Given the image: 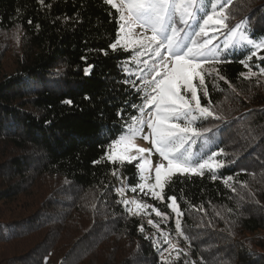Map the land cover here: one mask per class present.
Here are the masks:
<instances>
[{"label":"trees","instance_id":"obj_1","mask_svg":"<svg viewBox=\"0 0 264 264\" xmlns=\"http://www.w3.org/2000/svg\"><path fill=\"white\" fill-rule=\"evenodd\" d=\"M248 1L232 0L226 22L231 28L245 21L239 31L259 42L264 0ZM119 16L106 0H0V31L21 34L11 71L0 56V264H181L163 257L121 202L118 177L137 194L131 189L142 182L138 161L113 164L105 157L139 115L141 78L151 79L133 51L110 48ZM213 46L221 63L205 66L208 95L204 88L198 95L222 118L196 119L194 127L213 131L188 148L196 162L223 149L213 159L224 167L177 174L164 200L148 198L164 212L169 197L182 204L197 264H264V237H245L264 231V79L241 76L264 68V49L240 42L239 32L234 41L223 28ZM193 192L204 195L188 197Z\"/></svg>","mask_w":264,"mask_h":264},{"label":"snow or ice","instance_id":"obj_2","mask_svg":"<svg viewBox=\"0 0 264 264\" xmlns=\"http://www.w3.org/2000/svg\"><path fill=\"white\" fill-rule=\"evenodd\" d=\"M43 2L44 0H40L41 4ZM106 3L120 13L121 21L118 38L110 48L115 51L119 46L125 51H133L137 63L144 65L140 71L144 72L145 68L148 69L146 75L150 73L151 79L141 78L145 88L141 90L144 91V99L142 106L138 108L139 115L130 118V122L126 124V131L111 142L105 157L113 164L138 161L136 167L142 182L132 187L131 191L136 192L138 188L145 195L151 193L155 199L162 201L165 185L173 176L189 173L203 176V170L206 168L213 171L224 167L222 162L213 159L223 153V149L219 153L213 152L208 159L196 162L192 159L188 148L196 138L213 131L212 128L201 130L194 127L193 122L196 119L222 118L209 107L203 106L198 95L199 88H204V95H208L205 66L221 63L218 59L219 49L213 46L215 33L220 28L228 29L235 41L239 32L240 42L251 45L256 50L264 49V40L257 42L248 32L239 31L245 21H240L229 28L226 22L229 19L227 10L232 0H106ZM192 22L198 27L193 26ZM28 23L31 24L32 21L29 20ZM209 33L213 34L210 39L207 38ZM227 46L226 44L225 47ZM256 54L255 51L252 52L248 59H253ZM143 56H148L149 59H140ZM261 59L264 60V56ZM241 63L250 69L245 61ZM89 71L90 68L85 69L86 74ZM211 71L215 72L220 80H225L217 69L213 68ZM208 74L210 75L211 72ZM257 75V72L251 70L241 73L245 79ZM259 75H264V68L259 69ZM197 80L198 84L195 82ZM259 82L257 80V83ZM65 103L70 105L72 101L67 100ZM146 110L147 115H145ZM145 125L148 129L147 134L144 133ZM141 135L145 141H150L151 148L136 144V139ZM153 150L162 158V161L155 165L144 155L147 153L150 156ZM93 163L98 164L100 161ZM153 167L155 182L148 183ZM115 174L114 171L113 175ZM212 178L216 179L215 174ZM232 179L231 176L227 177L225 184ZM145 189L148 191L145 192ZM118 191L124 196L123 188ZM168 199L171 201L168 207L172 208L177 216L183 215L179 212L176 197L172 196ZM121 202L126 206L135 205V211L128 208L132 215H139L142 210L152 207L135 198L124 199ZM153 210L157 216H165L158 209L153 208ZM148 223L153 224V221L149 219ZM176 229L179 235H183L180 231V219L176 220ZM140 230H144L142 225ZM165 242L172 249L176 248L167 237ZM177 258H179L178 252Z\"/></svg>","mask_w":264,"mask_h":264},{"label":"rangeland","instance_id":"obj_3","mask_svg":"<svg viewBox=\"0 0 264 264\" xmlns=\"http://www.w3.org/2000/svg\"><path fill=\"white\" fill-rule=\"evenodd\" d=\"M243 2H249L248 0H243ZM137 33H139V29H137ZM20 39H21V34L20 31L17 29L9 30V31H0V56L3 58V65L6 67L5 69L8 71H11L10 69L14 68L15 66V58L17 51L20 49ZM121 44H123V41H121ZM254 72V71H253ZM247 73V72H246ZM253 77H258L259 79H264V75H258L253 76ZM225 99V98H224ZM194 103V102H193ZM212 111L214 112L215 109L213 108ZM147 115V113H145ZM148 129L147 126H144V133L147 134ZM136 144L139 145L140 147L144 148H151L152 145L150 141H145L142 138V135L136 139ZM146 157L150 158L153 162V165L160 163L162 161V158L159 156L158 153H156L154 150L151 153L150 156L148 154H144ZM154 177H155V172H154V167L151 172V178L148 179V183H154ZM120 188L124 189V196L120 195L121 201L124 199H137L141 201L144 204L151 205L152 207L147 208L145 210H142L138 216L142 222H143V229L148 230L149 234H151L156 242H158L162 246V252H163V257L167 259H173L176 262H179L181 264H197L198 258L195 256L194 252L192 251L191 247L188 244V238L186 232L182 228L183 220L186 218L184 211H183V206L182 204L178 203L179 206V212H181L183 215L177 216V213L173 211L172 208L169 207V212H164L158 208V206L151 201L148 197L152 198L153 196L151 193H148L145 195L144 193L137 191V194H130L128 191V186L126 179L123 176L118 177V190ZM159 190V189H157ZM148 190L145 189V192ZM142 193V194H141ZM203 193L199 192H193L188 195V197L192 199H200L203 197ZM171 203V201L169 202ZM126 206V205H125ZM127 208H132L133 211H135V205L129 204L126 206ZM158 209L161 213H164L165 216H157L156 212L153 210ZM151 219L153 221V224H149L148 220ZM180 219L181 221V229L180 231L183 232V235H179L176 229V220ZM158 225V227L156 226ZM165 237L173 245H176L175 249H172L168 243L165 242ZM246 238L255 240L259 237H264V231H258L254 234H247L245 235ZM177 252L179 253V258H177Z\"/></svg>","mask_w":264,"mask_h":264}]
</instances>
